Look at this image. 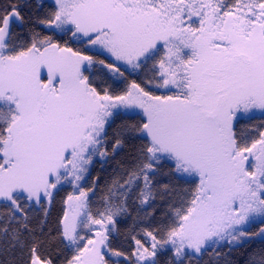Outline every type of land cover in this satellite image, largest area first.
Segmentation results:
<instances>
[{
  "label": "snow or ice",
  "instance_id": "obj_1",
  "mask_svg": "<svg viewBox=\"0 0 264 264\" xmlns=\"http://www.w3.org/2000/svg\"><path fill=\"white\" fill-rule=\"evenodd\" d=\"M28 7H0V250L54 264L41 250L59 240L72 253L63 264H230L223 245L264 239V0H52L34 19L43 30L21 37ZM130 139L134 162L118 165L93 214L96 184L81 182ZM66 183L78 194L45 241ZM157 199L166 219L137 230ZM128 216L125 253L112 237ZM246 264H264V247Z\"/></svg>",
  "mask_w": 264,
  "mask_h": 264
},
{
  "label": "trees",
  "instance_id": "obj_2",
  "mask_svg": "<svg viewBox=\"0 0 264 264\" xmlns=\"http://www.w3.org/2000/svg\"><path fill=\"white\" fill-rule=\"evenodd\" d=\"M9 2L10 0H0V7L8 4ZM21 3H27L30 6L25 9V19L27 23L22 26L16 27L15 31L21 37H26L28 34V30L31 27H37V30L42 31L43 29L41 27L35 25L34 19L36 16L42 15L44 11H47L48 6L51 5L52 2L48 0H21ZM38 3H42L43 5H45V7L43 9L38 8ZM99 58L105 59L104 56H101ZM91 75H94L98 78L97 83L99 84L102 80L107 79V70L101 66H96ZM126 75H128V73H126ZM142 76L143 73H136L130 75L129 79L139 80L142 78ZM120 124L121 120H116V122L108 129L107 146L109 150H111L112 143L115 138L114 132L116 129H118ZM138 143L139 141L136 140H127L124 146L119 149L114 155L110 156L106 161L97 159L92 164L86 186L90 187L93 182H95L96 184L95 192L92 193V195L89 197L90 207L93 214H95L98 209L103 207L100 197L106 191V183L111 180L115 172L119 171L118 165L130 166L134 162V158L136 156V146L138 145ZM157 179L159 183L169 182V177L167 176H159ZM71 193L72 188L70 186H63L59 188V191L55 194L54 202L48 210L49 214L44 226V234L41 236V238L45 241H48L49 234H51L52 236H55L57 234L59 230V221L66 210V198ZM167 204V200L157 199L156 203L153 206L155 208L154 215L148 220L142 221L138 225L137 230H139L140 227H154L155 225L161 223L164 219H166L163 216V213L167 207ZM28 211L29 215L33 216V224L43 219V214L39 208H31L28 209ZM132 216H135V212L132 213ZM132 216L121 218L118 221L119 232L114 233L112 237L113 248L125 253L129 252L132 248V241L127 236V229L133 223ZM260 226L261 225L259 224L253 225L250 228V231H258V228ZM262 247H264V239L252 238L250 241H247L243 245L232 248L231 251H229V247L226 244L223 245L219 249V251L227 254L226 259L230 261V264H246L248 254ZM41 254L50 256L54 260V264H63L65 258L70 257L72 253L68 249H65L63 244H61L59 240H56L55 242L45 243L44 247L41 250ZM23 258L24 257L22 256V253L19 249L10 252L0 250V264H22ZM118 260L119 264H126V261L122 258ZM200 264H225V259L222 258L217 262L216 258L213 255L209 254L203 257V259L200 261Z\"/></svg>",
  "mask_w": 264,
  "mask_h": 264
},
{
  "label": "rangeland",
  "instance_id": "obj_3",
  "mask_svg": "<svg viewBox=\"0 0 264 264\" xmlns=\"http://www.w3.org/2000/svg\"><path fill=\"white\" fill-rule=\"evenodd\" d=\"M48 1H50V2H52V0H48ZM101 160L100 158H96V159H94V161L95 160ZM94 161H93V163H94ZM92 163V164H93ZM91 167H92V165L90 166V168H89V172H88V174H87V176H86V178H85V180H83L82 182H81V186L85 189V190H87L88 188H89V186H86L87 185V180H88V178H89V175H90V170H91ZM63 186H70L71 188H72V193L71 194H78L75 190H74V188H73V186L71 185V184H64ZM63 186H60L59 188H61V187H63ZM92 195V193L90 192L89 193V197ZM69 210V208H68V205H67V203H66V210L65 211H68ZM248 231H250V228L248 229ZM82 234H84V235H89L87 232H85V233H82ZM253 238H261V237H259V236H256V237H253ZM114 259H121V258H115L114 257Z\"/></svg>",
  "mask_w": 264,
  "mask_h": 264
}]
</instances>
